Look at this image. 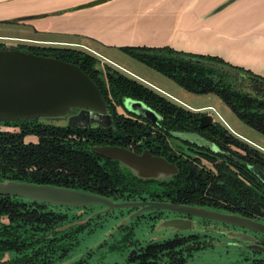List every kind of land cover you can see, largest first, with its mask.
Here are the masks:
<instances>
[{
  "label": "trees",
  "instance_id": "16d2710c",
  "mask_svg": "<svg viewBox=\"0 0 264 264\" xmlns=\"http://www.w3.org/2000/svg\"><path fill=\"white\" fill-rule=\"evenodd\" d=\"M29 48L36 54L78 64L100 87L114 116V128L48 124L38 119L0 122V180L63 186L118 201L150 199L203 207L230 206L234 213L264 222V183L261 181L254 180L256 185H249L236 175L217 176L190 160L178 163L180 173L170 179L143 180L119 161L91 149L106 144L128 147L133 139L134 143L143 140L150 151L165 156L158 150L168 144L167 139L174 131L210 134L209 137L222 145L242 146L225 127L216 123L200 129V113L173 104L111 66L105 68V73L97 65L98 59L84 50ZM122 50L189 92L220 96L243 122L264 133V94L248 91L252 83L247 79L254 77L264 84L261 76L218 56L181 53L169 47H125ZM126 98L145 102L162 115V120L153 124L140 117L118 114L116 107ZM12 123L20 124V129L1 127ZM28 134L37 135L39 141L27 142ZM253 156V152L248 151L250 161L254 160ZM261 165L264 166V161ZM78 218L76 213L70 214L68 209L58 206L0 196V264H58L71 258L82 232L90 224L62 227ZM127 231L116 247L126 248V241L130 242L134 235L133 230ZM134 251L125 264H189L185 251L192 254V249H185L181 238L150 242ZM251 262L264 264V259Z\"/></svg>",
  "mask_w": 264,
  "mask_h": 264
},
{
  "label": "water",
  "instance_id": "95a60500",
  "mask_svg": "<svg viewBox=\"0 0 264 264\" xmlns=\"http://www.w3.org/2000/svg\"><path fill=\"white\" fill-rule=\"evenodd\" d=\"M104 1L97 0L88 5L92 6ZM247 79L254 82L259 91H264L258 79L254 77ZM125 106L139 117L153 122L160 119V114L141 100L127 98ZM76 109H80V112L74 114ZM31 119H38L48 124H70L77 127H85L84 124L90 121L93 127L114 126L112 114L109 113L108 104L100 87L78 64L23 50L16 44H8L0 48V121ZM213 124L212 115L206 114L200 118V128ZM91 149L104 157L119 161L122 166L143 180H167L178 173L175 164L163 156L153 155L149 150L137 154L127 148L109 144L92 146ZM252 170L264 183V170L259 167H252ZM0 196L58 206L68 209L70 214L78 215L86 210L91 211L87 216L80 215V218L62 228L77 224L94 225L117 211L119 214L126 213L125 216H121V218L128 216L126 219L119 224L115 223L111 230L105 231L100 239L88 246L87 250L78 252L58 264H77L93 253L95 247L106 243L117 231L130 226L132 223L130 220L146 217V213L151 215L155 212L184 216L165 217L155 223V231L168 230L161 237L178 235L177 233L185 231L195 232L198 230L196 219L206 220L222 228L221 230L200 229L201 232L207 233L206 236L219 234L229 238L228 241H224L222 238L211 237L216 241L212 243L213 245L241 247L252 252L250 257L254 255L253 253L264 254V222L237 213L167 201H118L63 186L17 180H0ZM95 207L99 209L96 210Z\"/></svg>",
  "mask_w": 264,
  "mask_h": 264
},
{
  "label": "crops",
  "instance_id": "0c3cea01",
  "mask_svg": "<svg viewBox=\"0 0 264 264\" xmlns=\"http://www.w3.org/2000/svg\"><path fill=\"white\" fill-rule=\"evenodd\" d=\"M94 1L0 0V22L32 27L38 37L23 40L96 53L99 47L121 52L125 47H169L218 56L264 78V0H105L88 5Z\"/></svg>",
  "mask_w": 264,
  "mask_h": 264
},
{
  "label": "rangeland",
  "instance_id": "374dc122",
  "mask_svg": "<svg viewBox=\"0 0 264 264\" xmlns=\"http://www.w3.org/2000/svg\"><path fill=\"white\" fill-rule=\"evenodd\" d=\"M37 37L38 36L32 27L20 25L16 20H12L9 22H0V43H2L4 46H7L8 44H16L26 45L28 47H59L57 46V44L23 40L26 38ZM90 44L95 45V47H99L96 44ZM72 48L84 50L85 52L96 56L98 58L97 65L101 67L105 73V68L107 67V65H110L130 77L141 80L147 87L151 88L156 93L169 98L179 105L190 109L201 108L200 110L203 113L213 114L219 122H221L234 134H237L239 138H243L250 144L253 143L255 147L264 152V133L254 129L247 123L243 122L235 113H233L232 110H230V108L225 104L220 96L214 93L195 94L189 92L173 79L165 76L151 66H148L147 64L137 60L126 52L125 54L124 52L117 50L108 51L107 49L99 47L100 53H96L92 48H86L82 46H74ZM11 128H13L14 130L20 129L19 126H11ZM193 134L194 133L192 132H184L180 133L179 135L182 139H194L195 137L193 136ZM25 140L27 142L37 143L39 141V138L35 134H28L25 136ZM178 143H180V146L184 145L181 142ZM95 209L97 210L99 209V207H95ZM75 211L77 210H73V212ZM116 213L119 215L118 211ZM115 214L106 216L105 218L100 220L99 223H97L100 225H98L97 229L95 228L93 232L88 235L84 234L83 236H81L79 245L77 246L74 254L87 250V248H89L88 246L93 245L94 242L100 239L105 231L111 230L115 223L118 222L119 224L120 222H122V220L128 217H111L115 216ZM173 215L175 214L172 213L171 216ZM148 217L149 214L146 213V217L141 216L140 218H133L132 220H130L133 226L129 227V229L127 230H133L134 235L130 238V242L126 241V248H122L121 246V248L116 247L128 232L127 230H125L124 232L120 230L117 231L114 236L110 237L107 244H104V246L95 247L93 253L90 256L82 259L77 264H125L126 262H128V257L131 255V252H135L134 250H136L138 246H144L150 242H157V240L166 241L181 238L184 245H187L190 242H194L195 240H199V238H208L210 241L211 237L222 238L224 239V241L229 240V238L222 237L219 234L196 236L195 233H191L189 231H185L180 235H167L161 237L165 234L166 231H155L154 225L156 221L149 220ZM112 246H114L115 248H112ZM251 253V251L245 250L241 247H225L223 246V244H215L210 247L207 246L203 249L195 250L192 254L190 253L186 255L188 256L189 264H248L246 263L245 258L248 257ZM261 257L263 258L264 254L257 253L255 258L259 259Z\"/></svg>",
  "mask_w": 264,
  "mask_h": 264
},
{
  "label": "flooded vegetation",
  "instance_id": "af4514ba",
  "mask_svg": "<svg viewBox=\"0 0 264 264\" xmlns=\"http://www.w3.org/2000/svg\"><path fill=\"white\" fill-rule=\"evenodd\" d=\"M17 46L23 50L31 51L30 48L26 45H17ZM104 63H106V62H104ZM107 66H110V65H107ZM113 69L117 70L116 68H113ZM117 71L122 73L119 70H117ZM122 74H124V73H122ZM124 75H126V74H124ZM126 76H128V75H126ZM128 77H130V76H128ZM130 78L137 80L140 83L144 84V82H142L141 80L135 79L133 77H130ZM251 83L252 84H251L250 88L248 89V91L256 92L259 94H264V91L258 90V88L256 87L254 82H251ZM261 86L264 87V84L262 82H261ZM163 97L175 105H178L180 107H183V108L188 109L190 111H193L195 113H200V116H199V128H200V118L202 116L206 115L205 113H203L200 109L198 110L196 108H193V109L186 108L182 105H179V104L173 102L172 100H170L169 98H167L165 96H163ZM126 99L124 100L123 104L117 105V107H116L117 113L122 114L126 117H132V118L138 119L139 116L134 115V113L132 114V112L130 113V111L126 108V106H125ZM107 104H108V102H107ZM108 110H109V113L112 114V112L109 109V104H108ZM78 112H80V109L74 110V114H76ZM207 114L212 115L214 117V124L213 125H215L216 123L222 125L223 127H225L227 129L229 134L236 137L243 145L238 146V145H234L231 143L227 144V145H225V144L222 145V143H219L215 139H212L211 137H209V136H211L210 134L206 135V134H202L200 132H193V131H183V132L182 131H174V133L170 137H168V139H167L168 144H165L163 149L158 150V152H162L165 156L159 155L157 153H153L152 151H150L149 148L144 146L145 143L143 140L134 143V140L131 139V141L133 143H130V145L128 147H125L122 145H116V146H121V147L127 148V149H129V150H131L137 154H142L144 151L149 150L153 155L163 156L169 162L175 164L178 167V173L175 174L174 176H176L180 173V167L177 164L183 162L184 160H190V161H195L196 165L200 164L202 166H205L206 169L211 170V172L217 176H220V174H222V173L227 174L229 176L230 175H236L241 180L247 182L249 185H252V184L256 185V182H254V180L261 181V179L252 170V167H259L262 170H264V166L261 165V163H263V161H264V152L262 150L258 149L257 147H255L253 145V143L250 144L249 142H247L243 138L242 139L239 138L237 136V134H234L226 126H224L221 122H219L213 114H211V113H207ZM112 117H113V121H114L113 114H112ZM140 118H141V120H149V119H145V118L142 119V117H140ZM161 120H162V115L160 114V119L157 122H153L151 120H149V121L152 122L153 124H159V122ZM20 121H22V120H20ZM0 122H2V121H0ZM5 122H15V121H5ZM84 125H85V127H91V126H93V123L90 121L88 124L86 123ZM11 126H19L20 127L21 125L20 124H13V123L10 125H6V126L1 125L2 128H5V127L11 128ZM210 126H212V125H210ZM208 127H205V128H208ZM112 128H114V126ZM205 128H200V129H205ZM11 129H13V128H11ZM184 132L194 133L193 136L195 138L194 139H182L179 134L184 133ZM178 142H181L184 145L180 146L179 145L180 143H178ZM182 146H184V147H182ZM248 151L253 152V154H254L253 159L254 160H252V161L249 160V158L247 157ZM250 157L252 158V156H250ZM261 159H263V160L261 161ZM255 160H258L261 163L255 161ZM221 168H225L224 169L225 171L224 172L220 171ZM246 170L249 171V174H247L245 172ZM140 200H142V199L131 200V201H140ZM148 200H150V199H148ZM207 208L217 210V211H221V212L234 213L231 211L232 208L230 206L225 208V207H222L221 205H218V206L207 207ZM90 212L91 211H87V210L85 212H83L84 214L79 212L80 214H78V216H80V215L87 216V214H89ZM125 214H126L125 212H121L119 215H115V216H111V217H114V218L118 217L119 218L121 216H125ZM165 217H184V216L183 215L171 216V214H167L164 212L163 213L162 212H155V213H152L151 215H149L148 218H149V220H154L157 223L159 220H161L162 218H165ZM196 220H197V229L198 230H196L195 232H191V233H195L196 236L207 234V233L201 232V230H217V229L221 230L222 229V228L218 227L217 225H215L213 222L206 221V220L202 221L199 219H196ZM98 225L99 224H97V223L94 225L93 224L90 225L86 230H84V232H82L81 236H83L84 234H87V235L90 234L91 232H93V230L95 228L96 229L98 228ZM131 226H133L132 223L130 224V226H127L122 231L124 232L125 230L129 229V227H131ZM166 232H168V230ZM177 234L180 235V234H183V232L177 233ZM81 236H80V239H81ZM213 242H216V241H212V238H211V241L208 238H206V239H203V238L200 239L199 238V240H195L194 242H190L187 245H184V247H185V249H189V248L192 249V253H193L195 250L203 249L204 247H207V246L208 247L212 246ZM107 243H108V241L104 244H107ZM104 244L102 246H104ZM78 245H79V243H78ZM140 246H142V245H140ZM186 254H188V251H185V256H187ZM253 254L254 255L251 257L249 256V258L246 257L247 259H249V260L246 259V263L253 264L251 261H254V259H258V258H255L256 253H253ZM259 259H262V257Z\"/></svg>",
  "mask_w": 264,
  "mask_h": 264
},
{
  "label": "built area",
  "instance_id": "2783aa9c",
  "mask_svg": "<svg viewBox=\"0 0 264 264\" xmlns=\"http://www.w3.org/2000/svg\"><path fill=\"white\" fill-rule=\"evenodd\" d=\"M24 41H27V40H24Z\"/></svg>",
  "mask_w": 264,
  "mask_h": 264
}]
</instances>
